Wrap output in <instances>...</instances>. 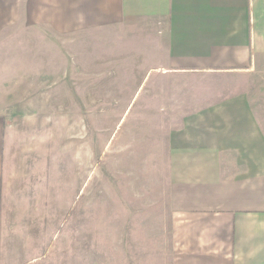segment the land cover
<instances>
[{"label": "crops", "instance_id": "0c3cea01", "mask_svg": "<svg viewBox=\"0 0 264 264\" xmlns=\"http://www.w3.org/2000/svg\"><path fill=\"white\" fill-rule=\"evenodd\" d=\"M99 31L148 40L166 95L211 85L171 133L152 264H264V0H0V264H140L129 219L93 232L70 170L38 150L39 118L60 116L45 101L76 83L77 37Z\"/></svg>", "mask_w": 264, "mask_h": 264}, {"label": "rangeland", "instance_id": "374dc122", "mask_svg": "<svg viewBox=\"0 0 264 264\" xmlns=\"http://www.w3.org/2000/svg\"><path fill=\"white\" fill-rule=\"evenodd\" d=\"M127 36L99 31L77 37L76 83L53 88L60 89L57 104L45 101L44 114L58 109L60 116L39 118L45 144L38 150L58 153V167L70 170L68 179L77 202L86 203L83 217L91 219L93 232L103 233L104 223L116 218L129 219L136 257L152 264L156 242L146 231L152 219L161 222L167 213L171 133L184 125L182 114L202 104L196 93L211 85L201 76L198 85L192 80L181 94L166 95L171 86L162 78L158 82L163 71H151L150 42L132 43ZM52 119L54 131L48 132Z\"/></svg>", "mask_w": 264, "mask_h": 264}]
</instances>
